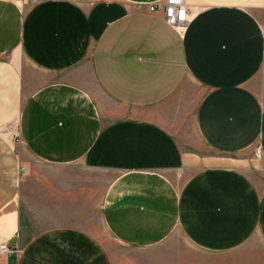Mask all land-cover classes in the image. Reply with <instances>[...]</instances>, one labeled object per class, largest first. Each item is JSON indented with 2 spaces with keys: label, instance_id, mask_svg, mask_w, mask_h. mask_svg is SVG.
I'll return each mask as SVG.
<instances>
[{
  "label": "crops",
  "instance_id": "0c3cea01",
  "mask_svg": "<svg viewBox=\"0 0 264 264\" xmlns=\"http://www.w3.org/2000/svg\"><path fill=\"white\" fill-rule=\"evenodd\" d=\"M162 1L0 0V264H264V0Z\"/></svg>",
  "mask_w": 264,
  "mask_h": 264
},
{
  "label": "rangeland",
  "instance_id": "374dc122",
  "mask_svg": "<svg viewBox=\"0 0 264 264\" xmlns=\"http://www.w3.org/2000/svg\"><path fill=\"white\" fill-rule=\"evenodd\" d=\"M94 229L98 233V235L104 239L111 249V251L114 253V257L116 260V264H137L139 261L142 262L144 259H146L144 262H151L152 260L150 258H159L162 262H170L171 257H175L172 255H142L139 253V251L132 250L128 248L127 246L119 243L118 241L114 240L111 236H109L106 233V229L104 224L102 223L101 214L98 213L94 215ZM264 243L259 238H254L251 243H249V246H263ZM163 247L162 252H172L178 248H187L191 247L190 243L186 240L184 235L179 231L176 230L174 233L161 245ZM185 250V249H184ZM193 252L194 254L184 255L185 258H191L192 262H210V263H216V262H228L233 263L234 262V253L227 254L225 256H211L210 258L197 254L195 251H188ZM148 258V259H147ZM194 260H193V259ZM199 258V259H197ZM167 259V260H165ZM191 260H189L191 262ZM154 262V261H152Z\"/></svg>",
  "mask_w": 264,
  "mask_h": 264
},
{
  "label": "built area",
  "instance_id": "2783aa9c",
  "mask_svg": "<svg viewBox=\"0 0 264 264\" xmlns=\"http://www.w3.org/2000/svg\"><path fill=\"white\" fill-rule=\"evenodd\" d=\"M150 10L162 11L167 22L180 31H184L194 18V9L186 0H164L152 3ZM13 251L14 249L6 244L0 245V252L3 254H10Z\"/></svg>",
  "mask_w": 264,
  "mask_h": 264
}]
</instances>
